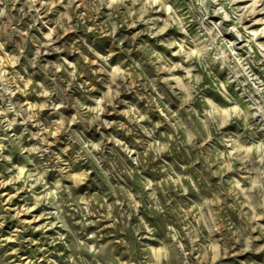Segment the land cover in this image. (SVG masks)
<instances>
[{
	"label": "rangeland",
	"instance_id": "obj_1",
	"mask_svg": "<svg viewBox=\"0 0 264 264\" xmlns=\"http://www.w3.org/2000/svg\"><path fill=\"white\" fill-rule=\"evenodd\" d=\"M0 264H264V0H0Z\"/></svg>",
	"mask_w": 264,
	"mask_h": 264
}]
</instances>
